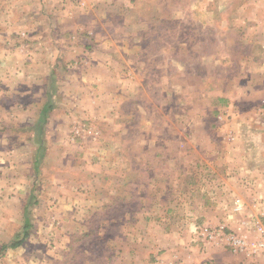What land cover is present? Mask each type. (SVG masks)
<instances>
[{
    "label": "rangeland",
    "instance_id": "1",
    "mask_svg": "<svg viewBox=\"0 0 264 264\" xmlns=\"http://www.w3.org/2000/svg\"><path fill=\"white\" fill-rule=\"evenodd\" d=\"M227 1L12 4L0 264H264V0Z\"/></svg>",
    "mask_w": 264,
    "mask_h": 264
},
{
    "label": "crops",
    "instance_id": "2",
    "mask_svg": "<svg viewBox=\"0 0 264 264\" xmlns=\"http://www.w3.org/2000/svg\"><path fill=\"white\" fill-rule=\"evenodd\" d=\"M16 0H0V31H2V32H4L3 30L7 27V25H8V22H9V24L12 26V28H14V29H16L15 31H20V27H21V24L19 23L20 22V17L19 16H14V15H12V11H13V9H14V7L12 8V4L15 2ZM229 1H231L232 3H234L235 1L234 0H228L227 2H226V4L228 5L229 3H231V2H229ZM254 1L255 0H248V2H253L254 3ZM248 2L247 3H239V4H236L237 6H241L242 5V7L244 6H246L247 4H248ZM254 17H255V15H254V13L252 14V19H254ZM234 18V17H233ZM249 18L250 17H246V18H243V20H246V21H248L249 20ZM21 19H23V18H21ZM261 27V26H260ZM258 31H260L259 30V27H258ZM261 33V32H260ZM264 46V45H263ZM8 49H13L12 48V46H11V48H10V46L8 47V46H6L5 45V42L3 41V39H0V52H1V55H0V57H4V58H2L1 59V61H7V59H8ZM2 62V63H3ZM5 63V62H4ZM232 227V226H231ZM234 229V228H233ZM245 230V229H244ZM244 230H243V232H244ZM235 231H237V232H241L242 231V228L239 226V227H237L236 228V230Z\"/></svg>",
    "mask_w": 264,
    "mask_h": 264
},
{
    "label": "built area",
    "instance_id": "3",
    "mask_svg": "<svg viewBox=\"0 0 264 264\" xmlns=\"http://www.w3.org/2000/svg\"><path fill=\"white\" fill-rule=\"evenodd\" d=\"M241 208H242V204L239 202V200L235 199L234 202H233V210H234V211H239V210H241ZM258 228H259L258 231H259L260 233H261V232H264V227H263L262 225H259ZM208 236H209V237H212L213 234L208 233ZM230 240H231V242L233 243V245H235V246H237V247H239V248L242 247L243 244L245 245V239L243 238V236L238 237V236H234V235H232V236L230 237ZM256 247H259V248L264 247V242H261V241L258 242V244H257Z\"/></svg>",
    "mask_w": 264,
    "mask_h": 264
},
{
    "label": "trees",
    "instance_id": "4",
    "mask_svg": "<svg viewBox=\"0 0 264 264\" xmlns=\"http://www.w3.org/2000/svg\"><path fill=\"white\" fill-rule=\"evenodd\" d=\"M26 226H27V223H25V225H24L23 237L21 239L17 240V241L12 242L11 246H16V245L20 244L23 241V239L26 236V232H25L26 231Z\"/></svg>",
    "mask_w": 264,
    "mask_h": 264
}]
</instances>
